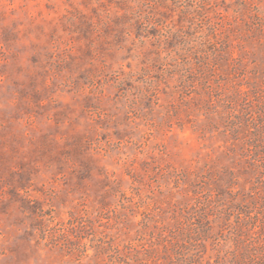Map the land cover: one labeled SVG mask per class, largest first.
Wrapping results in <instances>:
<instances>
[{
    "label": "rangeland",
    "instance_id": "374dc122",
    "mask_svg": "<svg viewBox=\"0 0 264 264\" xmlns=\"http://www.w3.org/2000/svg\"><path fill=\"white\" fill-rule=\"evenodd\" d=\"M0 264H264V0H0Z\"/></svg>",
    "mask_w": 264,
    "mask_h": 264
}]
</instances>
